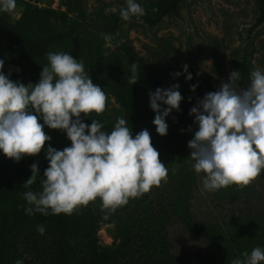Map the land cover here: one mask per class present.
Masks as SVG:
<instances>
[{
    "label": "clouds",
    "instance_id": "obj_1",
    "mask_svg": "<svg viewBox=\"0 0 264 264\" xmlns=\"http://www.w3.org/2000/svg\"><path fill=\"white\" fill-rule=\"evenodd\" d=\"M120 18L128 21L145 15L137 0H125ZM16 0H0V12H11ZM37 83L12 81L3 72L0 59V152L18 162L23 156L39 154L51 139L47 126L66 132L71 144L63 150L47 147L41 190H30L40 174L37 164L22 186L26 215H72L97 198L101 211L114 213L130 199L148 193L168 178V169L152 146L150 133L133 135L124 118L117 117L110 132L95 119L86 124L81 113L102 114L106 94L85 72L82 62L65 52H48ZM130 83L137 82V66L131 67ZM185 79L191 80L184 65ZM178 77L180 72L175 73ZM195 85L190 86L192 91ZM183 97L179 85L156 88L149 93V106L155 113L156 132L167 135L165 118L179 110ZM197 129L188 141L189 158L197 174L203 173V189L215 192L235 184L246 187L264 172V71L250 73L247 88L240 86V73L229 74L219 90L208 92L190 109ZM75 118V119H73ZM43 121V124L38 122ZM191 131V128H189ZM42 225L37 227L44 233ZM232 264H264V249L255 247L241 253ZM16 264H22L17 260Z\"/></svg>",
    "mask_w": 264,
    "mask_h": 264
},
{
    "label": "trees",
    "instance_id": "obj_2",
    "mask_svg": "<svg viewBox=\"0 0 264 264\" xmlns=\"http://www.w3.org/2000/svg\"><path fill=\"white\" fill-rule=\"evenodd\" d=\"M60 1L65 9L53 11L40 6V0H21L24 8L17 21L0 14V38L19 68L17 72L3 68V72L12 81L26 85L32 75L41 73L42 67L47 66L48 52L69 53L83 63L92 80L108 84L112 93L126 106L131 119L129 129L133 135L141 131L139 126L142 121L154 119L155 113L149 106V93L158 87L168 88L178 84L183 99L179 110H173L169 116L181 119L183 126L168 128L167 135L150 137L152 146L157 151L160 149L159 155L174 151L185 154L184 149H189L188 141L197 129L194 116L189 112L203 97L184 86L167 67L172 42L162 38L157 47L149 50V56L140 55L133 46L120 47L107 55L97 54L94 39L79 35L77 31L85 27L94 28L99 33H114L124 22L120 18V10L107 17L102 24L70 25L71 12L81 8L82 3ZM186 1L146 0L140 4L145 15L133 19L156 25L166 16L177 14ZM257 1L258 21L261 22L264 21V0ZM213 51L212 70L219 74L223 57L221 43L217 39ZM133 63L137 66L138 80L132 85L129 81ZM103 125L105 132H110L114 126ZM184 154L181 153L180 157ZM154 187L141 197L130 199L111 214L101 211L99 198L72 215L45 216L35 213L29 216L23 213L8 220L0 211V264H16L17 260H21L22 264H232L234 259L242 258L244 251L250 253L255 247L264 249V198L258 196L252 182L243 188L235 184L226 188L235 198L247 203L258 198L261 207L247 210L227 230L203 227L201 231L207 246L199 260L173 252L168 227L173 213H178V210L175 205L159 209L151 198ZM15 190V180L0 170V199L8 198ZM186 191L184 178L180 181V200ZM184 219L188 221L185 212ZM40 225L45 229L43 234L37 231ZM103 225L108 226L111 244H104L99 235ZM23 249H27L28 255Z\"/></svg>",
    "mask_w": 264,
    "mask_h": 264
},
{
    "label": "rangeland",
    "instance_id": "obj_3",
    "mask_svg": "<svg viewBox=\"0 0 264 264\" xmlns=\"http://www.w3.org/2000/svg\"><path fill=\"white\" fill-rule=\"evenodd\" d=\"M81 2L82 7L70 14V25L77 23L102 24L107 17L126 7L125 0H74ZM146 0H137L139 4ZM42 7L53 11L64 10L60 0H40ZM21 0H16V7L11 12H0L12 21H17L23 11ZM259 8L257 0H188L184 2L177 14L163 18L156 25H149L142 20L122 22L114 33H99L94 28L79 29L77 34L91 36L95 41L96 53L107 55L123 46H133L140 55L149 56V50L159 45L162 38L172 42V51L166 60L167 67L175 73L176 78L184 86L195 85V92L200 96L219 90L223 82H227L229 74L237 70L240 73V86L247 88L250 84V73L256 69L264 71V21H258ZM215 39L219 40L222 48L223 66L216 74L212 70ZM0 59L4 60V68L17 72L19 68L13 63V54L5 50L0 38ZM184 65L192 79L186 80L187 73L183 72ZM40 79V73L32 75L27 84H35ZM101 86L106 94V109L102 114L91 113L81 119L86 124L92 120L102 124H115L117 117L124 118L130 127L131 119L126 106L112 93L108 84L92 80ZM26 84V85H27ZM75 119V118H73ZM168 128H179L183 121L177 117L165 118ZM153 120L140 123L139 129L147 130L150 135L158 134ZM43 124L42 120H39ZM43 131L51 139L45 142L41 152L35 156L25 155L18 162L6 157L0 152V170L16 182V190L6 199H0V211L8 220L25 213L28 206L23 199L25 189L22 184L31 175V165L37 164L40 174L30 190L40 191V182L44 170L49 166L45 158L47 147L63 150L71 142L66 132L59 129L43 127ZM160 151V149L158 150ZM185 154L174 151L165 152L159 159L168 169L167 181L152 189L151 198L161 209L175 205L178 213L168 227L173 252L179 256L199 260L206 251L207 242L201 231L203 227L229 229L234 221L242 217L249 209H258L262 203L255 198L250 203L235 198L227 188L215 192L203 189V173L197 174L189 158L190 150L185 148ZM177 155V157L175 156ZM183 162V163H182ZM3 170V171H2ZM186 178L187 190L179 198L180 181ZM252 183L255 192L264 198V172ZM158 209V210H159ZM184 212L188 221L184 219ZM99 235L104 244H111L112 237L108 226L103 225ZM24 250V249H23ZM28 255L27 249L23 251Z\"/></svg>",
    "mask_w": 264,
    "mask_h": 264
},
{
    "label": "built area",
    "instance_id": "obj_4",
    "mask_svg": "<svg viewBox=\"0 0 264 264\" xmlns=\"http://www.w3.org/2000/svg\"><path fill=\"white\" fill-rule=\"evenodd\" d=\"M40 6H42L40 3H38Z\"/></svg>",
    "mask_w": 264,
    "mask_h": 264
}]
</instances>
